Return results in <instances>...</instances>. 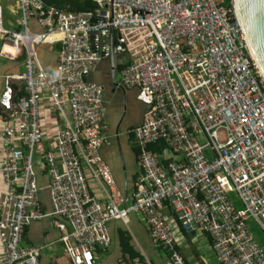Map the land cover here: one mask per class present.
Masks as SVG:
<instances>
[{"label":"built area","instance_id":"obj_1","mask_svg":"<svg viewBox=\"0 0 264 264\" xmlns=\"http://www.w3.org/2000/svg\"><path fill=\"white\" fill-rule=\"evenodd\" d=\"M94 1L93 12L77 14L17 0V28L4 26L0 10V58L25 55L21 71L0 72V264H40V247L24 245L23 235L45 218L60 230L69 264H94L95 249L110 245L108 223H126L130 213L140 214L168 264H187L173 226L208 234L219 264H264L251 228L254 222L264 236V77L234 0ZM91 33H103L96 45L107 52L110 73L120 61L116 81L136 87L146 106L129 130L139 172L125 205L99 151L111 141L101 131L103 88L83 78L103 58ZM36 44H60L52 69L41 65ZM45 96L62 120L46 147ZM156 141L165 145L161 157L150 148ZM37 166L47 183H38ZM166 200L175 223L166 219Z\"/></svg>","mask_w":264,"mask_h":264},{"label":"crops","instance_id":"obj_2","mask_svg":"<svg viewBox=\"0 0 264 264\" xmlns=\"http://www.w3.org/2000/svg\"><path fill=\"white\" fill-rule=\"evenodd\" d=\"M0 10L2 22L4 26L9 28H17L19 24L20 9L17 0H0ZM32 27H37L34 18L31 19ZM1 46V40H0ZM37 55L41 61V65L50 70L54 67L58 55L56 45L41 47L37 51ZM23 58V59H21ZM25 55H19L14 61L3 60L0 58V72L14 73L17 70L21 71ZM98 63L92 71V78L98 81L110 83L109 64L110 62ZM99 65V67H98ZM136 87H130L113 90L108 89L103 91L105 102L104 121L101 126V131L110 136L111 141L107 145L100 147V154L104 161L110 167L115 180L116 188L124 196L122 205L130 202L135 178L139 172L136 166L137 148L129 130L135 124L142 120L146 106L136 98ZM42 102V130L44 136L45 147L54 139V132L61 125V118L50 109L47 102L48 97L45 96ZM2 119H0V127ZM1 139V136H0ZM164 143L162 141L151 142L150 144ZM17 145V144H16ZM18 146V145H17ZM161 157L165 151V147L161 152L154 150ZM0 150V159L2 158ZM163 163L164 161L161 160ZM38 180L40 184L47 183V177L39 171ZM85 177L92 193L104 202L105 194L96 180L92 177L88 169L85 167ZM42 208L47 210L50 208L48 191H41ZM166 219L171 223H175V218L171 211V206L168 202L163 204ZM123 225L125 227H123ZM111 244L108 247L98 246L94 251V264H139L135 258L132 262L126 260L127 253L123 252L121 239L118 230H126L130 227L134 235H130V243L136 251H140L141 255L146 258L149 264H168L167 252L160 248L150 237L147 227L141 219L140 214L130 213L127 219V224L120 220H112L108 224ZM176 234L175 247L183 256L187 264H219L216 260L212 241L208 234L198 230L191 233H184L177 226H173ZM61 232L58 230L50 218L32 221L26 226L23 235L24 245H37L40 247V264H69V258L66 256L62 242L60 241ZM263 245V244H261Z\"/></svg>","mask_w":264,"mask_h":264},{"label":"water","instance_id":"obj_3","mask_svg":"<svg viewBox=\"0 0 264 264\" xmlns=\"http://www.w3.org/2000/svg\"><path fill=\"white\" fill-rule=\"evenodd\" d=\"M234 5L237 16L244 31L245 37L248 40L251 50L253 48L264 74V0H234ZM99 35H103V33H99ZM99 35L95 33H91L90 43L95 51H100V53L103 55V58L100 61V64H102L105 61L110 62V58L107 52L98 48L96 45V39ZM49 45L50 44H39V45L36 44L34 45V48L36 49L37 52L41 47H47ZM59 49H60V44H57V50ZM121 50L124 51V49ZM21 63L23 64V62ZM111 63L112 64L114 63V60L112 58H111ZM117 69L118 68L116 66L115 71L111 73L109 72L110 83L107 84L105 82L98 81V79L92 78V73H93L92 71L90 73H87V75L83 76V78L88 81L93 80L98 82L102 86L103 91H107L108 89H113V90L123 89V87L120 86L116 81V77L118 73ZM18 72L19 70H17V72L14 73H18ZM1 84H2V80L0 79V93L2 91Z\"/></svg>","mask_w":264,"mask_h":264},{"label":"trees","instance_id":"obj_4","mask_svg":"<svg viewBox=\"0 0 264 264\" xmlns=\"http://www.w3.org/2000/svg\"><path fill=\"white\" fill-rule=\"evenodd\" d=\"M45 4V7H51L56 11H66V12H73L77 14H89L94 11L96 8V3L94 0H42ZM223 5H228V0H223ZM14 88H17L16 85H14ZM18 95H25V91L23 90V87H21L20 91L18 92ZM165 147L162 143L160 144H150V148L152 150H156L158 152H161L162 148ZM167 161V159L164 160V162ZM118 234L121 239V245L123 252L127 253L126 260L128 262H132L135 258L138 259L139 264H149L146 261V258L141 255L138 251L134 249L132 244L130 243V235L126 230H118ZM256 237L258 238L260 244L264 245V236L261 232L255 233Z\"/></svg>","mask_w":264,"mask_h":264},{"label":"rangeland","instance_id":"obj_5","mask_svg":"<svg viewBox=\"0 0 264 264\" xmlns=\"http://www.w3.org/2000/svg\"><path fill=\"white\" fill-rule=\"evenodd\" d=\"M21 59H23V58H21ZM123 227H125V226L123 225ZM251 228L253 229L254 233L261 232V231L259 230V228L257 227V225H256L254 222H252V224H251ZM126 230L129 232V234H130L131 236L134 235V233H133V231L130 229V227L126 228ZM263 247H264V245H263ZM139 252L141 253V249H140ZM107 264H112V263H111V262H108Z\"/></svg>","mask_w":264,"mask_h":264},{"label":"bare ground","instance_id":"obj_6","mask_svg":"<svg viewBox=\"0 0 264 264\" xmlns=\"http://www.w3.org/2000/svg\"><path fill=\"white\" fill-rule=\"evenodd\" d=\"M5 48H7V47H5ZM252 54H253V58H254L255 61H256V64H257V65L259 66V68H260V72H261V74H262L263 77H264V74H263L262 68H261V66H260V64H259V62H258L257 56H256V54H255L253 48H252Z\"/></svg>","mask_w":264,"mask_h":264},{"label":"clouds","instance_id":"obj_7","mask_svg":"<svg viewBox=\"0 0 264 264\" xmlns=\"http://www.w3.org/2000/svg\"><path fill=\"white\" fill-rule=\"evenodd\" d=\"M41 62V61H40ZM137 177V176H136ZM136 179V178H135ZM135 182V181H134ZM134 189V184H133V188H132V190ZM132 193V192H131ZM130 197H131V195H130ZM165 202H168L167 200L166 201H164V203ZM173 213V212H172ZM129 216V215H128ZM173 216H174V214H173ZM112 221V220H111ZM109 224V223H108ZM124 224H127V221H126V223H124ZM108 232H109V227H108ZM109 236H110V234H109ZM110 244H111V237H110ZM180 253V252H179Z\"/></svg>","mask_w":264,"mask_h":264},{"label":"flooded vegetation","instance_id":"obj_8","mask_svg":"<svg viewBox=\"0 0 264 264\" xmlns=\"http://www.w3.org/2000/svg\"><path fill=\"white\" fill-rule=\"evenodd\" d=\"M120 63H121V62L119 61L118 66H117L118 68L121 66Z\"/></svg>","mask_w":264,"mask_h":264}]
</instances>
